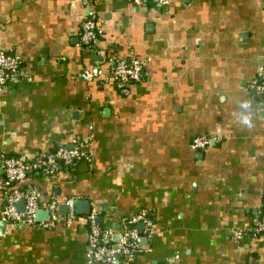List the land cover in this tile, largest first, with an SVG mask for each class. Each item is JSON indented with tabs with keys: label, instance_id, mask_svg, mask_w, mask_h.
I'll return each instance as SVG.
<instances>
[{
	"label": "crops",
	"instance_id": "1",
	"mask_svg": "<svg viewBox=\"0 0 264 264\" xmlns=\"http://www.w3.org/2000/svg\"><path fill=\"white\" fill-rule=\"evenodd\" d=\"M89 10L93 50L77 43ZM0 51L19 61L0 88V166L58 147L84 156L19 183L38 189L42 209L55 201L53 226L5 221L0 186V264H96L85 224L64 223L69 198L112 242L121 218L144 212L153 232L139 236L133 264H264V236L249 231L264 213V94L249 86L264 62V0H0ZM132 56L142 67L126 93L76 77ZM196 135L219 140L192 150Z\"/></svg>",
	"mask_w": 264,
	"mask_h": 264
},
{
	"label": "built area",
	"instance_id": "2",
	"mask_svg": "<svg viewBox=\"0 0 264 264\" xmlns=\"http://www.w3.org/2000/svg\"><path fill=\"white\" fill-rule=\"evenodd\" d=\"M136 4L150 3L156 6H165L172 0H133ZM99 28L95 21L94 11L89 10L81 23L78 31V46L93 50L98 40ZM19 61L12 55L0 51V88L9 80H15L18 76ZM142 61L136 57L114 59L109 70L104 73L98 66L85 68L76 73V77L83 81H92L98 78L110 79L121 92H127L130 83L139 81ZM258 80L249 85L256 93L264 94V62L258 71ZM215 136H194L189 147L192 150H203L210 143L218 141ZM84 157L78 147L66 148L58 147L52 152H40L33 158L24 154L7 156L0 166L2 176L0 186L4 193V205L1 216L5 221L13 225H31L38 228L53 226L59 220L55 213V201L44 205L48 213L47 221H36L35 212L42 209L39 200V191L34 186H19L20 181L33 175L50 176L56 173L60 167L72 166L80 158ZM22 201V210L16 207L17 202ZM67 214L64 220L68 224L72 219L81 220L86 226V246L85 257L96 264H114L119 257L125 259L128 264H133L135 256L141 252L142 248L138 243L140 235L150 237L153 232L151 220L143 211L134 213L128 217L120 219V232L117 241H111L112 231L95 222L94 213L90 212L85 216H75L74 200H65ZM140 225V230L136 225ZM251 235L264 236V213L255 214L251 219L249 228ZM241 230L232 231L233 241H238L243 233ZM162 264H171L165 261Z\"/></svg>",
	"mask_w": 264,
	"mask_h": 264
},
{
	"label": "water",
	"instance_id": "3",
	"mask_svg": "<svg viewBox=\"0 0 264 264\" xmlns=\"http://www.w3.org/2000/svg\"><path fill=\"white\" fill-rule=\"evenodd\" d=\"M78 202L76 201L75 202V205L77 204ZM76 208V207H75ZM87 211H88V207L86 208V209H84L82 212H80V213H84V214H87ZM75 212H77L76 211V209H75ZM34 219L36 220V221H40V220H42V219H47V212H46V210H43V209H39V210H37L36 212H35V215H34ZM141 238V237H140ZM143 238V237H142Z\"/></svg>",
	"mask_w": 264,
	"mask_h": 264
},
{
	"label": "clouds",
	"instance_id": "4",
	"mask_svg": "<svg viewBox=\"0 0 264 264\" xmlns=\"http://www.w3.org/2000/svg\"><path fill=\"white\" fill-rule=\"evenodd\" d=\"M244 107H247V105L245 104ZM244 123L245 124H249V126H250V122H249V118L248 117L244 118Z\"/></svg>",
	"mask_w": 264,
	"mask_h": 264
},
{
	"label": "trees",
	"instance_id": "5",
	"mask_svg": "<svg viewBox=\"0 0 264 264\" xmlns=\"http://www.w3.org/2000/svg\"><path fill=\"white\" fill-rule=\"evenodd\" d=\"M63 167H60V169H62ZM59 170V169H58Z\"/></svg>",
	"mask_w": 264,
	"mask_h": 264
}]
</instances>
